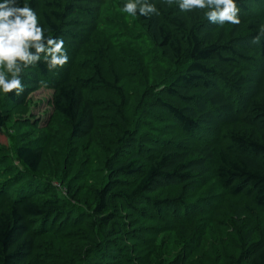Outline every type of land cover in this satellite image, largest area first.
Masks as SVG:
<instances>
[{
  "label": "rangeland",
  "instance_id": "1",
  "mask_svg": "<svg viewBox=\"0 0 264 264\" xmlns=\"http://www.w3.org/2000/svg\"><path fill=\"white\" fill-rule=\"evenodd\" d=\"M126 2L104 0L88 42L69 59L71 78L92 80L85 88L95 108V126L89 138L78 144L71 141L67 121L52 108L54 91L45 84L20 105L8 104L6 95H0L7 134L0 135V192L6 191L5 195L0 193V203L9 195L14 198L23 193L33 200L55 199L65 204V212L32 223L38 230L34 264H86L87 253L98 248L94 240L101 247L117 245L115 255L122 257V264H170L182 258H186V264H231L240 248L230 226L237 209L257 234L264 224V209L248 204L241 196L215 195L209 183L196 184L193 194L181 198L185 202L178 200L179 186L161 189L132 210L107 195L104 214L115 215L122 230L133 227L120 242L107 235L113 222L107 231L98 222L96 191L106 185L115 163L135 150L151 155L162 141L174 148L202 138L198 133L190 137L183 134L156 105V98L180 105L165 94L164 86L182 66H175L162 54L150 18L118 10ZM257 19H261V25L251 24ZM240 23L243 28L235 34L233 45L251 58L234 67L249 77L250 84L239 93L222 86L225 117L213 120L212 127L217 131L208 130L203 138L215 148L224 143L223 133L233 124L253 123L264 130V118L250 122L251 106L264 91V34L260 32L264 27V0L251 4ZM206 28L215 39L223 31L224 43L232 30L227 23L217 26L208 22ZM99 79L109 87L101 85ZM116 106L130 132L123 140V129L112 118ZM23 143L42 146V161L35 173L17 159L16 148ZM157 201L161 203L152 208Z\"/></svg>",
  "mask_w": 264,
  "mask_h": 264
},
{
  "label": "trees",
  "instance_id": "2",
  "mask_svg": "<svg viewBox=\"0 0 264 264\" xmlns=\"http://www.w3.org/2000/svg\"><path fill=\"white\" fill-rule=\"evenodd\" d=\"M259 1L238 0L239 17L248 12L251 4ZM103 2L31 0V6L37 11L42 26L49 29L48 34L64 40L68 60H72L80 45L88 42L94 31ZM155 7L159 15L153 13L149 18L154 24L158 46L175 66H182V70L176 71L164 86L165 94L180 105L159 98L155 99L156 105L183 134L190 137L198 133L202 138L174 148L162 141L151 155L135 150L109 169L106 185L96 191L94 211L103 230L107 231L108 224L113 222V229L107 235L118 238L119 242L133 227L122 230L115 215L104 214L107 195L115 196L126 209L132 210L134 205L143 204L149 195L161 189L179 186L178 200H181L185 194L196 191V184L209 183L215 195L241 196L248 204L264 209V130L259 125L242 122L230 126L223 133L224 143L216 148L204 140L208 130H214L212 121L225 117L227 105L222 86L239 93L240 90L245 92L250 84L249 77L234 67L251 58L245 50L233 45L234 36L242 30L243 24H230L232 30L224 43L223 31L215 39L214 33L206 28L208 21L203 15L204 10L181 13L175 3L169 6L162 0H156ZM261 22L257 19L251 24L259 26ZM71 60L69 67L63 65L49 70L45 63L37 62L35 66L24 69V91L19 96L8 93L6 100L8 104L20 105L32 91L45 84L54 91L52 108L67 121L70 139L78 144L91 135L95 126V108L93 100L85 92L92 80L71 78ZM99 83L109 87L102 79ZM116 92L120 93V90L116 88ZM250 110L253 111L250 122H254L256 117L264 118V91ZM112 118L119 129H123V140L130 132L119 107L116 106ZM4 125L0 110V135L7 137ZM15 153L30 173L37 172L43 155L41 145L23 143ZM0 193L5 195L6 191ZM10 197L0 203V264H34L32 257L38 230L33 229L32 223L38 219L44 221L67 208L55 199L33 200L23 193ZM160 203L153 202L152 208H157ZM241 217L242 213L237 209L230 223L240 247L231 264H264V224L257 234L256 229ZM94 242L98 253L90 250L86 264H122V257L115 255L117 245L110 243L101 247ZM170 264H186V258Z\"/></svg>",
  "mask_w": 264,
  "mask_h": 264
},
{
  "label": "clouds",
  "instance_id": "3",
  "mask_svg": "<svg viewBox=\"0 0 264 264\" xmlns=\"http://www.w3.org/2000/svg\"><path fill=\"white\" fill-rule=\"evenodd\" d=\"M169 6L176 4L181 13L193 9L204 10L209 23L223 26L225 22L240 23L238 0H162ZM156 0H128L121 13L149 18L159 15ZM264 34V27L260 29ZM38 18L31 0H0V95L12 93L19 96L26 85L22 73L37 62L46 64L49 70L65 65L68 55L65 42L60 37L49 35ZM258 38V37H257Z\"/></svg>",
  "mask_w": 264,
  "mask_h": 264
}]
</instances>
